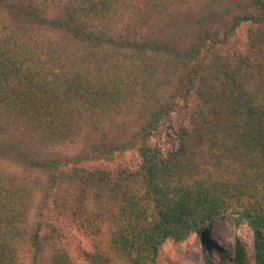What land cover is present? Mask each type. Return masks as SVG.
Wrapping results in <instances>:
<instances>
[{
    "label": "trees",
    "instance_id": "16d2710c",
    "mask_svg": "<svg viewBox=\"0 0 264 264\" xmlns=\"http://www.w3.org/2000/svg\"><path fill=\"white\" fill-rule=\"evenodd\" d=\"M187 1L0 0V134L46 150L20 156L48 174L49 187L60 194L55 209L93 236V264H158L167 240L203 237L227 215L251 225L256 264H264V0L217 14L209 27L191 33L186 49L147 33L156 17ZM18 3L27 8L21 25L9 24ZM60 7L63 17L48 16ZM37 27L85 49L70 52L64 38H39L31 33ZM162 75L171 80L163 84ZM169 85L177 87L160 102L156 89ZM190 98L213 104L202 164L194 155L185 158L199 131L196 113L180 129L179 148L165 153L151 143L152 132ZM135 112L148 114L147 124L119 126V116ZM79 141H90L92 150L64 157L47 152ZM130 149L141 158L133 170L78 167ZM5 152L0 143V156ZM32 199L25 180L0 175V264L23 263L19 244L29 235ZM41 236L40 226L33 236L38 251ZM50 258L69 264L60 248ZM206 262L214 264L208 255ZM232 264H248L240 242Z\"/></svg>",
    "mask_w": 264,
    "mask_h": 264
},
{
    "label": "rangeland",
    "instance_id": "374dc122",
    "mask_svg": "<svg viewBox=\"0 0 264 264\" xmlns=\"http://www.w3.org/2000/svg\"><path fill=\"white\" fill-rule=\"evenodd\" d=\"M244 3L245 0H190L185 5L176 7L175 11L169 15L156 17L146 31L154 38L169 39L179 49H186L189 42H191V33L203 31L213 23L217 14H226L228 9L235 11L234 6ZM26 9V6L22 3H18L14 8H11L12 13L9 16L12 19H8L9 24L21 25V10L24 12ZM48 16L63 17L64 8L60 7L57 11L49 10ZM248 29L247 25L239 29L238 46L245 43ZM32 30L31 33L39 38H64V44L69 47L70 52L85 49L80 42H70L67 37L58 35L50 28L37 27ZM161 79H163V84L171 80H167L165 75H162ZM176 87L169 85L165 87L166 89H156V93L161 95L160 102L167 100L174 93ZM151 110L153 109L151 108ZM212 112L213 104L201 106L197 104L194 98H190L188 103L180 102L178 108L152 132V145L165 153L179 148L180 129L189 125V121L193 119V114L196 113L195 119L198 122L199 131L194 132L189 138L190 150L185 158L194 155L196 156V163L202 164V157L206 152ZM124 116H119L117 120L119 126L128 125L127 130L138 128L140 124H147L150 119L148 114L142 118L136 112L132 115L129 114L126 118H123ZM117 130L116 127L112 129V134L110 133L111 136L108 139L109 142L114 140L112 137L116 135ZM89 142L79 141L74 144L62 145L47 150V152L60 157L75 156L84 149L92 150ZM95 142L100 144L106 141L99 142L96 139ZM0 143L7 150L0 156V175L5 180L10 178H17L19 182L25 180L26 184L31 187L33 195L30 222L28 224L29 235L19 244L22 264H51L50 257L55 248H60L63 253L67 254L69 264H93L88 255L94 251L93 236L80 229L67 215L69 212H58V209H55L54 203L59 201L60 194L56 195L55 190H51L49 187L48 174L38 165L33 166L25 163L23 157L20 156L21 154L24 156L27 154L32 157L36 152H46V150L37 151L33 150V145L21 144L20 138L15 134H0ZM140 162L141 158L137 149H130L116 152L109 160L85 161L80 163L78 167L92 171L98 168L108 171H117L120 168L133 170L137 168ZM209 170L213 171V166ZM59 192L64 194L62 191ZM40 221L43 223L42 225L39 224ZM40 226L42 236L39 246L41 250L38 251L33 236ZM238 242L243 244L246 249L248 264H256L255 235L251 225L248 222L238 224L233 216L227 215L212 222L207 227L206 234L203 237L193 234L182 242L167 240L160 250L158 264H207L206 255L210 256L214 264H232ZM115 264L123 263L119 260Z\"/></svg>",
    "mask_w": 264,
    "mask_h": 264
}]
</instances>
